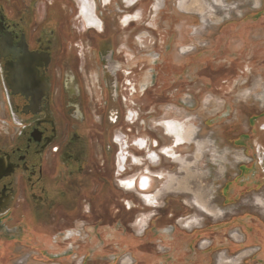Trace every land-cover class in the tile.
<instances>
[{"label": "flooded vegetation", "instance_id": "af4514ba", "mask_svg": "<svg viewBox=\"0 0 264 264\" xmlns=\"http://www.w3.org/2000/svg\"><path fill=\"white\" fill-rule=\"evenodd\" d=\"M101 1L99 5L111 9V0ZM144 1L120 0L127 12L118 18L119 27L126 29L139 20L135 9ZM37 2L0 0V263L8 264L15 242L57 263L150 264L149 255L138 251L143 244L135 250L134 243L123 239L135 208L124 203L120 190L137 193L145 206L154 207L152 181L144 189L138 181L145 174L155 182L159 177L144 169L145 164V174L142 169L135 179L121 178L127 164L140 167V159L154 164L157 155L184 164L177 154L167 155V149L175 142L170 129L189 124L165 123L171 147L160 152L156 140L148 145L135 139L128 145L114 134L122 132L124 124L139 121L123 95L137 94L132 78L139 67L123 68L127 61L111 19L96 9L94 0H77L75 13L70 11L71 0H46L42 10ZM160 5L152 6L154 16ZM80 21L85 29L77 26ZM202 58H197L196 68ZM112 62L119 64L115 71ZM195 133L186 145L193 143ZM260 144L264 147L263 141ZM144 193L149 198L142 199ZM109 230L118 244L112 255L104 252L113 240ZM243 233L246 245L251 239L247 230ZM126 254V259H118Z\"/></svg>", "mask_w": 264, "mask_h": 264}, {"label": "rangeland", "instance_id": "374dc122", "mask_svg": "<svg viewBox=\"0 0 264 264\" xmlns=\"http://www.w3.org/2000/svg\"><path fill=\"white\" fill-rule=\"evenodd\" d=\"M45 1L36 8L42 10ZM71 2L75 13L78 2ZM94 2L111 19L127 61L123 68L139 67L132 78L137 94H123L139 121L114 134L128 145L156 140L159 151L171 147L165 123L187 121L196 132L193 143L175 150L184 164L157 155L154 164L140 159V167L126 165L121 179H135L144 169L159 179L152 178L149 189L158 193L154 207L120 190L124 203L135 208L123 239L135 250L143 244L138 251L149 255L150 264H264V0H145L135 9L139 20L126 29L116 23L127 12L120 0H111V9ZM77 26L85 29L82 21ZM198 57L202 66L196 68ZM112 63L115 71L119 64ZM244 230L251 239L246 245ZM108 242L104 252L115 254L118 244ZM10 250L8 264H67L15 242Z\"/></svg>", "mask_w": 264, "mask_h": 264}, {"label": "bare ground", "instance_id": "6f19581e", "mask_svg": "<svg viewBox=\"0 0 264 264\" xmlns=\"http://www.w3.org/2000/svg\"><path fill=\"white\" fill-rule=\"evenodd\" d=\"M172 126H174V125H172ZM171 127V126H170ZM194 131V128H193V126H192V124L191 125H189V127L187 128L186 127V125H183V126H174V128L173 129H170V133H172L174 136H175V142H172V147H171V149H167V155H169L170 153L172 154V155H176V152H175V150H177V151H179V148L181 147V145L180 144H182V143H184V144H182V146H184V145H186V143H188L187 141H189L190 139H191V136H192V132ZM173 145H174V148H173ZM201 144H197V151L196 152H199V151H201L202 152V148H201ZM166 152V151H165ZM197 158V160L199 159V158H201V156H197L196 157ZM179 161H181L182 159L181 158H177ZM134 162H136V161H134ZM137 162H139L138 160H137ZM188 163V162H187ZM142 174V173H141ZM152 178V177H151ZM151 178L148 176V175H141L140 176V178H139V181H138V186H139V184H141L142 186L141 187H139V188H142V189H144V187L145 186H147V185H150V181H152L151 180ZM128 186H130V185H128ZM148 187V186H147ZM161 192H159V194H160ZM158 194V193H157ZM156 194V195H157ZM144 195L146 196V194L144 193ZM156 195L154 194V195H152V197L150 198V199H154V198H156ZM146 198H149V197H147L146 196ZM199 205V204H198ZM203 205V204H202ZM200 207H202V206H200ZM202 208H204V207H202ZM207 210V209H206Z\"/></svg>", "mask_w": 264, "mask_h": 264}]
</instances>
